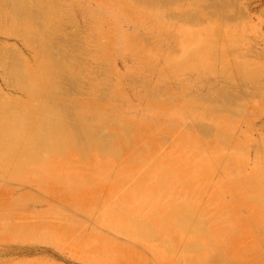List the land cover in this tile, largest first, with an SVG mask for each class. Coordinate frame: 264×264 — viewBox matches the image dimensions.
<instances>
[{
    "label": "rangeland",
    "instance_id": "obj_1",
    "mask_svg": "<svg viewBox=\"0 0 264 264\" xmlns=\"http://www.w3.org/2000/svg\"><path fill=\"white\" fill-rule=\"evenodd\" d=\"M31 1L33 2L32 11L26 23H29L27 25H31L34 31L41 32L39 37L33 38L41 41L46 48L44 49L47 52L49 64L43 71L44 77H37L40 73L38 60L44 59L46 54H41L42 57L36 59L38 55L36 49L29 45L25 35L12 33L5 26L0 27V35H2L0 36V58L8 53H14L21 61L18 65L21 82L19 85H11L7 82L2 67L3 63L9 64L10 59L3 56L4 61L0 60L1 98L21 102L17 107L24 108L21 115L27 122L30 118L31 121L36 122L37 120L32 119L46 116L49 109H54L57 116L54 118L61 122V125L57 127V133L64 130L76 133L83 129L84 122L89 119V116L99 121L98 111L104 112L105 108H110L107 104L111 102L107 100V97L110 94H118L120 96L118 101L121 100L122 103H113L112 112L122 110L134 124L138 125L135 135L152 145L154 141L149 139L150 136L153 137V134L157 139L162 134L173 137L182 133L203 136L195 128L194 131L166 127L163 121L168 116L156 113L159 107L150 106L152 102L149 105L146 104V100L139 99L138 89L143 87L145 90H150L152 86L147 81H155L156 76L160 79L156 83L157 93L168 97L169 99L166 100L174 108L186 102H195L198 107L203 108L205 114L223 115L222 118H226L233 127L223 131L227 134L231 133L234 139H238L241 143H247L244 151L237 150L243 155V160L239 159L235 166L226 171L221 168L222 164L216 168L217 181L226 182L231 177L236 179L239 177L237 174H241V178H244L247 174L255 179L256 185L252 187L258 196L254 206L249 207L242 202V198H245L243 193L247 192L240 187L236 188V184L232 186L229 184L230 188L221 192L224 201L220 202L219 206H225L229 202V205L235 204L232 208L233 212H228L226 220H230L231 217L237 223L243 222L241 227H251L255 234L247 230L241 234L239 242H231L229 249L226 250H220L214 239L217 251L212 257L218 252L224 256L226 254L228 258L239 260L241 264H264V246L254 247L258 239H262L264 235V212H252L264 210V0H220L223 1L224 7L220 9L218 7V10L205 7L212 4L214 0H184L181 3L165 6L172 12L197 13L202 18L200 25L207 24L209 29H216L215 34H208L209 44L206 42L198 47L203 50L205 61L201 64V73L197 77L195 75L196 78L189 82L184 77L160 78L156 71H137V65L135 68V64H131L127 47L120 50L115 43L108 40L104 50L98 52L97 46L106 38L103 39L100 36L103 33L89 31L87 26L85 27V8L87 7L91 12L92 7L85 0ZM68 5V11L73 13H66L63 10V7ZM215 11L220 12L223 18L213 16L216 14ZM107 21L109 25L110 18ZM129 28L133 27L127 21H123L121 31L126 33L125 43H129L128 38L130 39L132 33H135ZM223 29L232 32H223ZM112 32L113 29L110 33ZM127 34L130 35L128 38ZM169 44L172 43L164 45ZM174 47L176 51L179 50L176 45ZM186 54H179L178 57ZM119 80H121L120 88ZM97 87L99 89L95 90ZM97 96L103 97V105L95 102ZM89 100L97 108L87 110ZM99 105L103 106V110L98 107ZM104 113L107 114L106 111ZM103 119H105L103 127L115 126L108 123L106 118ZM140 121L146 123L142 125ZM156 121H159L161 125L156 126ZM206 122L203 120L201 123L208 125ZM30 124L33 128L40 126L37 123ZM209 124L213 125L212 122ZM151 127L153 130L149 129ZM125 131H128V127ZM192 139L197 140V138ZM199 142L204 141L199 139ZM21 144L17 142L9 146L0 145V172L4 170L5 174L0 177V264H15L19 261L27 264H84L82 259L77 258L80 253L76 255L77 257L72 256L67 243L58 244L56 239L52 238L53 230L56 229H60L66 238L85 241L92 245L94 249L91 255L102 260L104 256L113 264H184L182 260H178V250L180 246L183 247L184 242L177 244L176 252L169 255L167 244L161 238V236L172 237V233L166 232L170 225L165 221L161 211L157 217L160 218V222L157 218L154 220L155 216L151 219L161 236L150 233V238L134 237L132 233L136 227H126V224L120 221L122 216L117 213L110 218L106 217L107 211L112 208L111 201L114 198L116 201L118 193L131 187L127 182L119 184V189L122 191H116V186L111 184L114 182H109L107 178H103V173H98L99 176L91 174L93 178L89 177L86 188L73 189L71 183L76 181L74 179L76 177L62 173V176L57 173L53 177V173H49L47 176L46 174L40 176L43 182L48 177L53 178L48 179L52 185L43 190L42 185H39L37 181L33 183L32 181L35 180L24 176L22 169L33 162L32 160L38 154L25 153ZM145 146L148 147L147 144ZM160 147L159 153L155 156L158 161L161 156L173 151L167 146ZM108 150L115 152V143L109 144ZM224 150L232 152L236 150V147L231 144ZM151 151H154V148ZM148 152L150 151L142 154L140 158L149 157ZM128 153L126 152L125 157ZM52 154H54L53 149H50L45 155H39V157H45L43 161L47 162ZM234 157L232 156V159L228 161L232 163ZM155 159L146 161L140 159L142 166L136 168L132 188L140 195L138 197L134 192V197L140 206L147 199L149 201L147 196L149 192L153 194L151 201L157 198L166 200L167 194L174 195L171 187L173 185L174 188L175 177L170 178L166 175V180L157 173L152 176L147 173L148 164L150 161L155 162ZM230 163L223 164L231 166ZM190 176L188 175L187 181L191 178ZM165 181L166 184L163 185ZM147 186L152 188H146ZM192 198L197 199L194 195ZM188 200L191 201L190 198ZM73 201L80 204L76 205ZM237 204L238 207H236ZM143 205H145L142 207L144 209L154 207ZM104 212L106 214H102ZM252 215L253 218H250ZM199 217L202 221L205 220L202 219L201 214ZM202 226L205 232L200 238L180 228H172L180 231L181 235L184 232L193 240L202 241L204 235H207V223ZM212 240L213 238H210L207 242ZM177 241L180 239L177 238ZM148 243L159 248L157 256L151 253ZM208 249H211L209 244ZM239 252L243 253L237 256L236 253ZM244 252H246L245 258L239 259ZM96 264H102V262Z\"/></svg>",
    "mask_w": 264,
    "mask_h": 264
},
{
    "label": "bare ground",
    "instance_id": "obj_2",
    "mask_svg": "<svg viewBox=\"0 0 264 264\" xmlns=\"http://www.w3.org/2000/svg\"><path fill=\"white\" fill-rule=\"evenodd\" d=\"M182 1L184 0H85V2L92 5V13L87 7L84 11V14L86 13L85 27L87 26L86 28H88L89 31L95 30V32L103 33H100V36L103 37V39L106 38L103 43L97 46L98 52L104 50L108 40L109 42H113V44L115 43V46L117 45L120 50L127 47L131 64H135V68L137 65V71H156L160 78L184 77L188 82L193 81V79L201 73V64L205 61L204 53H202L203 50H200L198 47L204 45L206 42L209 44L208 42H210V40H208V34H215L214 32H216V29H209L207 24L200 25L202 18L197 13L182 11L172 12V10L168 11L165 7L167 4L172 5L181 3ZM32 6L33 2L31 0H0V27L5 26L7 29L9 28V31L12 33L25 35L29 45L36 49V54H38L36 55V59L42 57L41 54H46L44 59L38 60V70L40 73L37 77L42 78L44 77L43 71L49 64V59L45 50L46 48L42 45L41 41H37L36 39L41 32L39 33L37 30L34 31L33 27L27 25L29 23H26L27 17L32 11ZM68 7L69 5L63 7V10L66 11V13H73V11H68ZM205 7L216 10L218 7V9L223 8L224 5L223 1L214 0L212 4ZM215 13L216 14L213 16L216 15L217 17L223 18L220 12L215 11ZM108 18L111 20L109 25L107 24ZM93 20H95V22H93ZM123 21H127V23L133 27L129 29L135 32L132 33L130 39L128 38L130 35L127 34L129 43L124 42L127 39L126 33H122L121 31V24ZM111 29H113L112 33H110ZM223 32L232 31L223 29ZM34 36H36V38H33ZM167 43L172 44L168 46L164 45ZM173 43L179 48L178 51H176ZM185 53L187 54L178 57L179 54L183 55ZM3 56L10 59L9 64L6 65L3 63L2 65L7 82L11 85H19L21 82L20 72H18V65L21 63L19 56L14 53H8ZM3 56L0 58L1 61H4ZM98 57H100V55H98ZM158 80L160 79L156 76L155 81H147L152 86L150 90H145L143 87L142 89H138L137 93H139V99L146 100V104L149 105L150 102H152L150 106L159 107L155 111L156 113L168 116L166 120L163 121V125L166 127L171 126V128L178 127L183 130L192 129L194 131L198 129L203 136L198 137L182 133L173 137L169 134H162L159 139H157L155 138V134H153V137L150 136L149 139L154 141L153 145L146 143L135 135L138 125L134 124L133 121L128 118V115L126 116L122 110H115V114L112 112L113 103H122L121 100L118 101L120 98L118 94H110L107 97V100L111 102L107 104L110 108H105L107 114L104 113L105 111H98L99 121H95L89 116V119L84 122L83 129L79 132L76 131V133H72L64 130V132L57 133V127L61 125V122L54 118L57 117L54 113V109H49V113L46 116L33 118L32 120H37L36 122L31 121V118L27 122L21 115L24 108H20L21 106L17 107L21 102L17 103L15 100L3 99L0 95V145L6 144L9 146V144L19 142L22 143L21 145H23V151L25 153L38 154L32 160L33 162L25 165L26 168L22 170L25 177L35 180L32 181L33 183L38 182L39 185H42L43 190H46L47 186L52 185L48 179H53L52 177H48V179L43 182V179H41L42 177L40 178L43 174L47 176V174L53 173L54 177L55 174L58 173L61 176L64 174L73 178L76 177L74 178L76 181L71 183V188L82 189L86 188V185L89 184V177L91 178L92 175L99 176L98 173H103V178H107L109 182H114L111 184L112 186H116V191H122L119 189V182L126 181L128 178H130L129 180L135 178L136 168L142 166L140 159L141 161L155 159V156L159 153L158 149L161 148L160 146H167L173 151L166 153L165 156H161L159 161L156 159L155 162L150 161L147 173L151 176L157 173L159 176H162V179L163 177L166 178V175L170 178L175 177V181L173 182L174 188L173 185L171 187L174 195L167 194L166 200L157 198L155 201H151L153 199V194L149 192L147 195L149 196V201L147 199L146 202L142 203L154 206L148 209L141 207L144 205L139 207L134 206L136 204L134 200L131 201L133 204L131 205L132 207L126 208L123 206L124 201H122V199L117 203L114 198L111 201L112 208L107 211L108 215L106 217L110 218L113 214L117 213L122 216V220L120 221H123L126 227H136L132 233L134 237L150 238V233L161 236V233L156 230L155 224L151 222L152 216H155L154 220L158 219L159 221L160 218L157 217L161 211L164 214L165 221L170 225V227H167L166 232H168V234L172 233V237L163 238L161 236L163 242L167 244L169 255L176 252L177 244L184 242L183 247L180 246L178 250V260H182L184 264H241L239 260L228 258L226 254L224 256L222 253L218 254V252L212 257L213 253L217 251L215 249L214 239L220 250H226L229 249V244L231 242H239V240H241L240 236L242 233L247 232V230L250 233H254L251 227H241L243 222L237 223L233 221L231 217L230 220H226L228 212H233L232 208L235 204L229 205V202L226 203L225 206H219V203L224 201L221 192L230 188V185L236 184V188L240 187L247 192L243 193V197L245 198H242V202L246 204V206L253 207L258 196L257 193L253 191L254 187H252L256 185L254 183L255 179L247 174L244 178H241V174H237L239 177L236 179L231 177L226 182L213 181L212 178L215 179L214 170L219 165L222 164L221 168L226 171L232 166H235L239 159L240 161L244 159L243 155L237 150L242 149V151H244L247 142L241 143L238 139H234L231 133L228 132L227 134L223 131L226 128H233L229 122H227L226 118H222L223 115L212 113L205 114L203 113V108L198 107L195 102H186L182 106H176L174 108L167 101L169 99L168 97H163L157 93L158 87L156 83ZM120 81L121 80H119L118 83L119 88ZM98 89L99 87L95 90ZM95 102H99V104L103 105V97L97 96V101ZM158 103H162L163 105ZM88 105L89 109L87 110L89 111L96 107L90 100L88 101ZM102 105L98 106L101 110H103ZM52 108L54 107L52 106ZM109 110L110 112H108ZM103 118H106L108 123L115 124L117 127H103V121L105 120ZM203 120H206L208 125L202 124L201 122H203ZM210 122H212L213 125L209 124ZM30 123H37L40 124V126L33 128ZM139 123L143 125L146 122L140 121ZM156 123V126L161 125L159 121H156ZM127 127L128 131H125ZM149 129L153 130L152 127ZM192 138H197V140ZM199 139H202L204 142H199ZM111 143H115V152H110L108 150V145ZM125 144H127V146H125ZM145 144H147L148 147H146ZM195 144L202 147V149H192L191 146ZM231 144L236 147V150L226 152L224 149ZM153 148L154 151H151ZM50 149H53L54 154L50 156V160L44 162L43 160L45 157L43 158L41 156V158L39 155H45ZM147 151H150L148 152L150 158H140L142 154H147ZM126 152H129L126 156H130L128 161L125 159ZM232 156L238 157H234V161L230 163L228 159H232ZM51 162L53 164H51ZM225 162L230 163L231 166L223 164ZM22 165L23 164H21V166ZM3 172H0V177L5 175ZM26 173L28 175H26ZM188 175L195 177V181L202 182L204 189L206 187H211V185L213 186L214 195L208 200V203L203 204L201 201L192 198V194L190 193L187 195V188L193 187L192 183H188L187 181ZM261 179L262 178H260V180ZM165 184L166 181L163 182V185ZM140 186L141 183L139 187ZM146 188L151 189L152 187L147 186ZM154 188L158 189L156 186H154ZM195 190L197 194L200 193L199 187L195 188ZM195 190L193 189L192 191L194 192ZM188 198H190L191 201H189ZM73 202L76 205L79 203ZM159 202L160 205L164 203L160 206ZM236 207H238V204ZM252 212L259 213L264 212V210H254ZM102 214H106V212ZM200 214L202 219H205L204 221L200 219ZM250 218H253V215ZM246 222H248V220ZM205 223H207V235H204L202 241L193 240L190 235L184 232L181 235L180 231L172 228H180V230L191 232L196 234V238H200L205 232H203L202 226V224L205 225ZM16 225L18 226V224ZM16 225H14V227ZM188 228H191V230H188ZM183 235H185V237H183ZM52 238L56 239L58 244L67 243L71 249L70 253L72 256H76L80 253L78 254L79 257H76L82 259L84 264H96L100 262H102V264H112L104 256L102 260L91 255L94 249L92 245H89L87 242L85 243V241L66 238L60 229L53 230ZM177 238H179L180 241H177ZM210 238H213V240L208 243L207 241ZM146 241L148 240L146 239ZM208 244L214 251H208L211 250L208 249ZM260 245L264 246V235L262 239H258L254 247ZM148 246L151 253L157 256L159 248L151 243H148ZM239 253H236L238 254L237 256H240L243 252ZM245 254L246 252H244V255L239 259L243 260ZM15 264L27 263L19 261Z\"/></svg>",
    "mask_w": 264,
    "mask_h": 264
},
{
    "label": "crops",
    "instance_id": "obj_3",
    "mask_svg": "<svg viewBox=\"0 0 264 264\" xmlns=\"http://www.w3.org/2000/svg\"><path fill=\"white\" fill-rule=\"evenodd\" d=\"M191 148L192 149H195V148H197V150H199V149H202V147H200V146H198L197 144H195V145H193V146H191ZM130 158V156H126L125 157V159H127L126 161H128V159ZM215 171H216V169L214 170V174H215ZM213 174V175H214ZM215 176V179H213L212 178V180L213 181H217V177H216V175H214ZM191 178H189V181L188 182H190V183H192V188L191 187H189V188H187V191H188V193H187V195L190 193V194H192V196L194 195L198 200H202L203 202L204 201H206L207 203H208V200L214 195V189H213V186L211 185V187H206L205 189H204V187H203V183L202 182H199V181H195V177H192V176H190ZM130 178H128V180H126V181H123V182H120L119 184H122V183H124V182H127L128 183V185H130L131 187H129V189H126L125 191H123V192H121V193H118V196H117V198H116V202L118 203L121 199H122V201H124V204H123V206L124 207H126V208H130V207H132L131 205H133L132 203H131V201L132 200H134V202L136 203L134 206H140V204L138 203V201L135 199V197H134V192H135V194L138 196V197H140V195L138 194V192L137 191H135V189L134 188H132L133 187V184H134V181H135V178L134 179H132V180H129ZM199 187V189H200V193L199 194H197L196 193V190H195V188H198ZM195 190L194 192L192 191V190ZM123 195H124V197H123ZM133 202V203H134ZM123 203V202H122ZM203 204H205V203H203ZM143 205V204H142ZM145 206V205H144ZM141 207H143V206H141ZM113 264V263H112Z\"/></svg>",
    "mask_w": 264,
    "mask_h": 264
}]
</instances>
